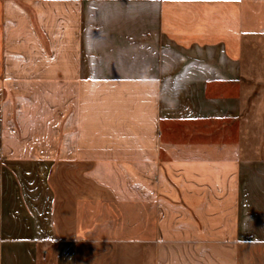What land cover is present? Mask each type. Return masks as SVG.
<instances>
[{"label":"crops","instance_id":"obj_1","mask_svg":"<svg viewBox=\"0 0 264 264\" xmlns=\"http://www.w3.org/2000/svg\"><path fill=\"white\" fill-rule=\"evenodd\" d=\"M0 264H264V0H0Z\"/></svg>","mask_w":264,"mask_h":264}]
</instances>
